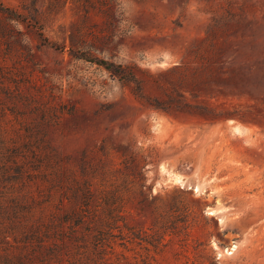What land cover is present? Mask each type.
<instances>
[{"label": "rangeland", "instance_id": "obj_1", "mask_svg": "<svg viewBox=\"0 0 264 264\" xmlns=\"http://www.w3.org/2000/svg\"><path fill=\"white\" fill-rule=\"evenodd\" d=\"M119 1L115 18L37 1L61 49L17 24L32 55L0 53V130L120 197L105 264H264V0ZM81 53L132 70L141 94Z\"/></svg>", "mask_w": 264, "mask_h": 264}, {"label": "trees", "instance_id": "obj_2", "mask_svg": "<svg viewBox=\"0 0 264 264\" xmlns=\"http://www.w3.org/2000/svg\"><path fill=\"white\" fill-rule=\"evenodd\" d=\"M37 1L32 0L27 15L0 3V53L5 52L4 46H24L32 55V47L23 43L24 34L17 27L20 23L34 27L42 45L61 49L44 35L37 19ZM52 1L58 5L68 0ZM70 1L86 14L95 5L110 18L121 10L119 0ZM81 57L121 79L135 80L137 94H141V81L132 70L86 53ZM9 109L7 105L0 110ZM23 136L29 141L40 139L33 131ZM17 141L0 130V264H105V255L117 237L114 230L122 219L120 197L98 193L85 173L79 178L63 171V158L54 145H21ZM83 152L79 161L85 172L90 164ZM136 264L153 261L146 257Z\"/></svg>", "mask_w": 264, "mask_h": 264}]
</instances>
